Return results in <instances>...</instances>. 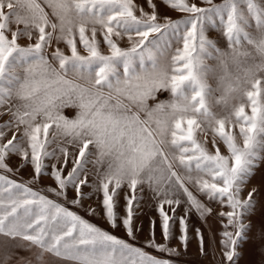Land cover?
I'll return each mask as SVG.
<instances>
[{"label":"snow or ice","instance_id":"1","mask_svg":"<svg viewBox=\"0 0 264 264\" xmlns=\"http://www.w3.org/2000/svg\"><path fill=\"white\" fill-rule=\"evenodd\" d=\"M161 2L187 15L172 20L158 13L153 0H146L152 11L139 8V16L133 0H0V109L6 108L0 116L9 117L0 124V234L69 264H172L144 248L177 254L168 246L176 238L177 222L178 238L186 246L187 213L191 208L201 216L208 212L185 186L186 180L210 202L231 209L221 216L228 220L226 229L237 230L222 233V246L226 260L235 264L236 248L247 231L243 217L256 193L254 189L241 200V185L259 158L253 148L264 147V140L258 139L264 136V0H224L218 5L202 0L208 7L191 0ZM213 17L219 18L227 51L206 36V23H214ZM13 24L24 27L14 31ZM170 33L175 47L168 40ZM125 37L127 48L119 43ZM23 38L31 42L22 46L18 41ZM53 42L57 46L49 52ZM101 43L109 54L101 52ZM80 45L87 55L80 54ZM247 46L259 55V63L247 64L252 56ZM210 49L224 69L222 83L227 80L217 103L227 107L230 100L237 101L223 117L207 103L211 70L203 54L211 56ZM145 60L151 61L150 68ZM229 63L242 73L233 78ZM165 91L170 98L158 100ZM149 100L155 103L149 105ZM66 108L76 114L67 117ZM237 125L242 147L237 134L228 130ZM220 142L228 156L221 153ZM13 154L34 169L27 184L9 176L19 171L9 166ZM176 168L187 175L182 179ZM44 175L51 176L56 187L33 190L29 185ZM125 187L126 214L120 217L117 200ZM84 188L102 194L98 207H85L91 194ZM145 188L157 200L164 243L156 238L155 221L144 247H138L65 206L85 207L89 216L102 211L110 227H122L136 241L143 230L134 218ZM70 191L74 198H69ZM181 197L190 207L177 217ZM196 232L203 250V236Z\"/></svg>","mask_w":264,"mask_h":264},{"label":"rangeland","instance_id":"2","mask_svg":"<svg viewBox=\"0 0 264 264\" xmlns=\"http://www.w3.org/2000/svg\"><path fill=\"white\" fill-rule=\"evenodd\" d=\"M153 2L157 5V11L159 14L163 16L169 17L172 20H178L184 18L187 14L179 11L171 10L166 5H164L161 0H153ZM191 2L199 3L202 7H208L207 4L202 3V0H191ZM214 4H222L224 0H212ZM243 2V0H241ZM133 3L136 5V15L139 16V8H143L146 12H151L152 9L148 7L146 0H133ZM45 11L49 13V18L51 20H55L51 15V9L45 6ZM214 23H206V36L213 40L216 43V46L222 50H229V43L226 37L222 34L221 25L218 17H213ZM163 22V21H161ZM254 26V25H253ZM19 28H23L21 25H12V29L15 31ZM91 26H89L90 28ZM98 30V39L102 41V35L100 34L99 26H97ZM168 40L173 43L175 47V39L173 34H169ZM31 41L27 38L20 39L18 43L22 46H27ZM120 46L123 48L129 47V43L127 41V37H125L122 41L119 42ZM57 45L53 42L52 47L48 49L49 52L53 51ZM61 48H64V44L61 43L59 45ZM182 47V43L179 45ZM78 50L81 55H87V51L83 49L82 45L78 46ZM100 50L103 54H109V50L107 46L101 43ZM247 50L252 53V56L246 58L247 64L251 65L252 63H259L260 57L252 48V46H247ZM212 55L209 56L207 53L203 54V58L211 70L207 77V83L209 87V93L207 96V103L210 107L211 111L214 112L218 117H223L230 110L233 104H236L237 101L230 100L227 107H225L222 103H217V100L220 99L223 94L224 86L227 83L225 80L223 83L221 81V77L225 76L224 69L220 67L219 61L215 58L216 52L213 49H210ZM253 57L255 58L253 60ZM244 60V57H241ZM135 71H140V63L139 60H136L135 63ZM145 67H151V61L145 60ZM117 70L119 74L123 75V65H117ZM228 72L231 73L234 78L237 74L242 73V68L238 69L235 65L229 63ZM69 79H75L72 76L68 77ZM114 79V78H113ZM78 83H83V81H77ZM7 87V85H5ZM170 98V93L165 91L159 93L157 95V99L161 101H167ZM18 101L13 100V103H17ZM149 105L155 103V101L149 100ZM246 113L251 114V107L246 106ZM0 111H6V108L0 109ZM76 114V110L73 108L64 109V115L67 117H73ZM143 118V117H142ZM9 119L8 115L0 116V124L5 123ZM231 132L237 134V144L242 147L243 146V138L238 135L239 126L229 127ZM9 138H11V134H9ZM201 139H205L201 137ZM209 141L211 136L207 138ZM258 139L264 140V136L258 137ZM55 147V145H53ZM211 148V144H209ZM220 151L223 155L228 156L229 152L227 147L223 144V142L219 143ZM253 151L257 153L258 159L255 161V167L252 169V174L247 178L246 182L241 185L242 191L240 193V199L246 200L248 199V194L256 190L253 199V207L243 217V224L247 226V231L244 233V238L239 241L238 247L236 248L237 256L235 259V264H264V147H261L260 144H257ZM9 166L12 168H19L18 172L10 173L9 176L11 179L16 180L17 182L28 183L33 175L34 169L28 164L24 165L22 162V157L18 155H12L10 160L8 161ZM51 163V162H48ZM91 167V166H90ZM50 171V168H49ZM176 171L181 175L183 179L187 173L181 169L176 168ZM193 176L196 175L195 172L192 173ZM30 187L33 190L37 189H46L51 186L53 188L56 187V183L54 179L49 175L41 176L38 179V182L35 184H30ZM185 186L189 188L190 191L201 201L202 204L208 209V212L201 216L199 212L196 211L195 208H191V210L187 213L188 219V228H189V240L187 245L185 246L179 240V225L175 227V237L170 242H168V246L176 250L177 254H164L158 253L154 249L144 248L145 251L150 252L152 255L160 256L165 259H169L172 261V264H229L224 256L225 249L222 246L223 236L222 233L226 230L235 234L236 228L228 227L225 228V225L228 224V220L226 216H221V213H227L231 209L221 205L219 202H210L205 196L200 195L195 186L188 181L185 180ZM83 191L85 193L91 194L90 199H86L84 201L85 207L91 205L93 207H98L100 201L102 200V194H93V189L84 188ZM128 192V189L125 187L123 191H121L120 196L117 200V208L116 211L120 217H123L125 213V200L124 195ZM49 198H54L50 193H48ZM143 199L140 202V207L137 209L136 217L134 218V222L137 228H142V232L138 233L139 239L136 241H131L124 229L117 228L113 229L110 227L109 223L104 218L103 212L96 216H89L85 207H76L71 204H65L69 210H72L79 214L84 219L93 223L94 225L100 227L102 230L108 231L110 234L117 236L118 238L125 239L129 243H133L138 247H144V240L149 235V230L151 227L152 221L156 222V238L159 242L164 243L161 230H160V217L157 211V200L153 198L151 192L145 188L143 192ZM75 192H69V198H74ZM181 204L176 207V216L182 217L186 214V209L190 206L186 202L184 197H181ZM63 202V201H61ZM166 210L169 212V215H172L171 209L166 205ZM199 229L200 234L203 236V250L201 249L200 239L197 235L196 230ZM235 238V236H234ZM26 242L21 240L13 239L11 237L4 236L0 234V264H69L68 261L57 258L51 254H44L43 256L38 254V251L35 248L25 246Z\"/></svg>","mask_w":264,"mask_h":264}]
</instances>
